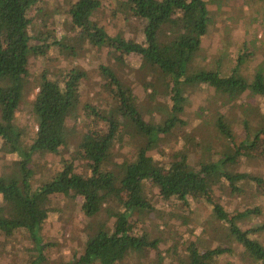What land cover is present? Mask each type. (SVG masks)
<instances>
[{
    "label": "trees",
    "instance_id": "16d2710c",
    "mask_svg": "<svg viewBox=\"0 0 264 264\" xmlns=\"http://www.w3.org/2000/svg\"><path fill=\"white\" fill-rule=\"evenodd\" d=\"M38 1L0 0V153L15 156L0 169V248L15 253V241L24 239L32 247L25 244L22 254L28 248L35 250L28 254V263L46 264L43 250L50 243L44 242L40 234L44 220L53 210H62L60 199L80 197L85 220L82 245L60 264H142L140 258L150 251L155 255L145 264H166L159 248L171 233L166 219H155L156 225L162 224L160 237L151 236L147 227L140 233L133 231L137 221L155 210L145 193L149 183L162 201L173 199L187 207L188 197L204 198L211 206L207 225L212 228V236L228 243L227 247L220 243L210 246L201 236L182 242L176 237L166 250L174 252L176 244L181 243L183 264H212L219 254L232 251L229 242L241 247L242 260L264 264V245L254 235L264 224L243 227L238 223L250 213L260 212V208L246 207L230 213L218 198L224 192L241 193L244 183L260 184L264 191L260 176L230 169L240 150L250 149L264 134V107L252 123L248 116L253 111L243 108L246 134L239 140L229 118L216 111L213 124L226 145L218 157L209 156L198 169L188 161L190 149L186 147L170 159L167 167L157 164L151 154L162 135L184 124L180 115L186 102L183 92L189 90L185 88L205 84L223 104L232 106L239 101L242 105L246 93L264 98V68L257 66L251 76H246L241 70L248 56L244 50L229 69L220 67L219 61L213 66H196L195 55L209 24L205 0H117V8L109 14L113 18L115 11L120 10L125 19L142 20L143 42L123 32L109 33L93 20L98 9L104 7L103 0H62L66 31L73 42L84 40L97 49L111 48L113 65L121 69L125 55L135 58L149 108L133 96V82L122 79L121 69L118 73L107 63L98 64L106 100L103 104L84 102L83 110L86 117L105 128L104 135L92 144L78 141L72 157L84 161L88 173L78 172L73 165L69 167L70 161L62 159L58 169L51 168L49 176L38 182L34 158L45 162L46 155L58 154L65 145L67 119L78 100L79 79L84 76L82 70L71 68L60 83L42 73L38 91L29 104L32 124L18 123L17 113L28 82V61L35 48L29 32L37 23L32 11ZM38 12L46 16L43 8H38ZM64 47L65 55H76L73 44ZM154 73L170 105L159 106L164 117L158 121L150 117V107L158 106L159 88L146 76ZM26 127L30 128L29 133ZM186 141L190 147L196 144L188 138ZM128 144L133 147L132 153L118 156V151ZM215 187L219 188L217 198L212 194Z\"/></svg>",
    "mask_w": 264,
    "mask_h": 264
},
{
    "label": "rangeland",
    "instance_id": "374dc122",
    "mask_svg": "<svg viewBox=\"0 0 264 264\" xmlns=\"http://www.w3.org/2000/svg\"><path fill=\"white\" fill-rule=\"evenodd\" d=\"M205 1L209 10V24L208 31L202 37L201 46L195 55L196 66H213L219 61L220 67L229 69L238 54L244 50L248 54L241 65L244 74L248 77L251 76L257 66L263 69L264 0ZM103 2L104 7L98 9L93 20L96 19L98 24L105 26L109 33L123 32L126 36L143 42L142 27L144 22L142 20L125 19L124 13L120 10H116L112 18L109 12L117 8V0H103ZM62 4V0H39L32 11V15H35L33 18H35L38 25L35 23L32 32H29L31 33V43L35 45V48L28 61V75L26 77L28 82L25 86L24 101L17 113L18 123L28 126L32 124L29 104L36 91H38L39 76L42 73L48 78L58 80L60 83H63L64 75L71 68L82 70L84 76L79 79L78 100L73 108L72 115L67 119L68 133L65 145L58 154L46 155L45 162L40 158H38V161L37 157L34 158L33 168L38 182L49 176L51 168L58 169L61 166L62 159L70 161L68 163L69 167L73 165L78 172L88 173L89 169L85 166L84 161L72 159L75 156V145L81 139L88 144H92L103 137L105 128L85 116L83 103L103 104L106 100V94L102 86L104 79L99 74L98 64L107 63L112 68L114 67V70L118 73L121 69V67L113 65L114 60L109 52L111 48L97 49L91 47L84 40L73 42L69 31H66ZM40 7L46 12L45 17H42L38 12ZM71 44L74 45L76 55H65L64 46ZM42 50L43 54L41 53ZM124 62L121 69L122 79L133 82V96H136L148 109L149 100L140 85L141 80L138 77L139 71L136 69L135 58L131 55H125ZM132 66H135V68ZM150 75L147 74V78L156 82L155 86L159 88L156 93L158 106L152 105L150 107V117L158 121L161 117H164V112L159 111V106H167L168 108L170 105L167 101L168 96L163 93L161 84H158L157 74ZM185 89L189 90L183 92L186 96V102L184 103V111L180 115L181 119L184 120V124H179L172 128L169 133L162 135L159 142L151 149L153 159L161 167H167L170 159L179 156L185 147L190 149L188 161L195 169H198L202 162H206L209 156L218 157L223 145H226V141L213 124V115L216 111L224 113L229 118L231 127L237 135L236 139L239 140L245 138L246 134L242 125V118L245 116L243 108L253 111L248 116L251 118L252 123L256 117L255 114L262 111L264 107V98L258 95L246 93L244 104L241 105L238 101V103L230 106L223 104L222 99L216 96L205 84H200L197 87L190 86ZM168 91H170V88ZM146 117L149 118V113H146ZM26 130L27 133L30 132L29 127H26ZM187 135H190V137ZM187 138L190 141L192 140L193 143L195 142V146L190 147V144L186 141ZM207 145L209 146L208 149L206 148ZM132 151L131 144L124 145L118 151V156L124 153L131 154ZM214 151L217 152L213 153ZM14 157V155L0 153V169ZM230 169L233 172H247L264 179V134L258 136L253 147L240 150L236 162L231 165ZM262 189L260 184L244 183L241 193L224 192L218 197L219 188L215 187L212 194L219 198L220 203L230 213H235L246 207H259L260 212L250 213L238 222L243 227H251L256 224H264V191ZM145 193L155 210L147 213L142 221H137L133 231L140 233L143 227H147L151 236L160 237L162 233L159 229L162 224L156 225L155 219L157 217L166 219L168 222L167 228L171 233L164 243L159 246L164 257V263L183 264L181 256H183L184 251L183 247L180 246L181 243L176 244L174 252L166 250L176 237L179 238V242H182V240L201 236L204 238V242H207L210 246L220 243L221 246L227 247L228 243L212 236V228L207 225L211 206L204 198L193 199L188 197L186 207L173 199L160 200L156 189L149 183L146 184ZM60 202L63 207L62 210L50 212L40 229L44 242L48 241L50 243L43 250V254L47 258L46 264H60L61 261L69 259L73 252L82 245V231L85 220L80 211L81 198L60 199ZM208 224L211 223L208 222ZM254 235L264 245V228L255 232ZM23 240L17 238L15 241V247L13 248L15 253L11 252L10 249L3 250L0 248V264H29L28 254L33 253L35 250L28 248L22 254L25 244L27 247H32ZM229 243H231L232 251L226 250L219 254L212 264H255L250 259L242 260L239 255L241 247L236 243ZM200 249H202L201 246ZM154 255V252L150 251L145 257H141L139 261H143L142 264H145Z\"/></svg>",
    "mask_w": 264,
    "mask_h": 264
}]
</instances>
